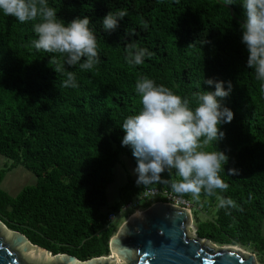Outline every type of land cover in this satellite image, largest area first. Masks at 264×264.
<instances>
[{"label":"trees","instance_id":"trees-1","mask_svg":"<svg viewBox=\"0 0 264 264\" xmlns=\"http://www.w3.org/2000/svg\"><path fill=\"white\" fill-rule=\"evenodd\" d=\"M242 2L48 0L66 24L90 17L100 63L89 71L68 67L58 53L37 51L31 46L37 38L35 22L20 23L0 12V158L12 163L0 170V220L55 255L70 254L81 261L109 256L119 226H109L110 214L146 189L168 187L138 186L129 176L119 200L108 206L107 189L122 157L136 168L131 148L122 146L121 128L141 109L136 81L148 76L188 98L193 108V93L215 90L204 79L224 81L226 90L230 81L232 91L221 104L234 112V119L221 126L225 137L216 145L229 157L220 173L229 187L199 196L206 201L204 209H215L212 220L202 222L195 205L193 215L199 238L219 247H239L264 264V90L255 70L246 68ZM118 10H126L127 16L106 33L102 18ZM130 39L154 55L130 66L123 47ZM65 71L75 73L78 87L62 86ZM206 150H214V142ZM18 167L37 183L14 197L1 186ZM230 168L238 175H228ZM172 175L176 178L174 170ZM163 178H169L167 172ZM180 196L194 198L190 193ZM219 196L232 198L239 208H220Z\"/></svg>","mask_w":264,"mask_h":264},{"label":"clouds","instance_id":"clouds-1","mask_svg":"<svg viewBox=\"0 0 264 264\" xmlns=\"http://www.w3.org/2000/svg\"><path fill=\"white\" fill-rule=\"evenodd\" d=\"M231 5L233 0H224V6ZM242 8L245 19L240 23V30L241 43L248 53L246 68L255 70L256 79L262 82L264 90V0H243ZM0 12L20 23L35 22L33 31L37 38L31 41V46L37 51L60 54L68 67L79 65L81 70L89 71L100 63L97 38L89 27L90 17H77L66 24L58 17L56 9L49 6L48 0H0ZM126 16V10L108 12L102 18L105 32H114ZM127 36H135V33H127ZM123 47L130 66L141 65L145 57L154 55L147 48L139 47L136 39H130ZM50 60L57 62L55 57ZM64 75L63 87H78L74 72L65 71ZM203 83L214 86L215 90L193 93L196 100L193 108L188 98L157 85L148 76L136 81L141 109L129 115L121 128L125 133L122 146L130 147L136 159L134 173L138 186L167 185L177 194L190 193L196 198L202 192L212 196L217 189L227 191L229 185L220 173L225 171L229 157L216 145L225 137L221 126L234 119V112L221 104L233 86L227 82L226 90L224 81L211 78L204 79ZM213 142L214 150H206ZM173 170L176 178H173ZM165 172L168 179L163 178ZM227 174L235 176L238 171L230 168ZM218 206L239 208L232 198L223 196L218 197Z\"/></svg>","mask_w":264,"mask_h":264},{"label":"water","instance_id":"water-1","mask_svg":"<svg viewBox=\"0 0 264 264\" xmlns=\"http://www.w3.org/2000/svg\"><path fill=\"white\" fill-rule=\"evenodd\" d=\"M190 210L157 203L130 216L111 238L110 255L81 261L53 254L0 220V264H260L238 247L217 249L199 238Z\"/></svg>","mask_w":264,"mask_h":264},{"label":"rangeland","instance_id":"rangeland-1","mask_svg":"<svg viewBox=\"0 0 264 264\" xmlns=\"http://www.w3.org/2000/svg\"><path fill=\"white\" fill-rule=\"evenodd\" d=\"M11 164L12 163L9 162L8 160H5L4 158H0V170L5 169L6 166L10 167ZM129 176H131L132 179L137 180V176L134 173V168L132 167L128 158L122 157V161L118 163V165L116 166V169H115L116 179L109 185V187L107 189L108 206H112L113 204H115L119 200L120 187L129 180ZM36 183H37V178L33 174L29 173L23 167H18L17 169L13 170L11 173H9L6 176V180L3 183V185L1 186V188L5 192H8V194H10L11 196L15 197L25 187L33 186ZM192 202L197 207V211L199 212V218H201L202 222H207V221L213 219L215 209L214 208H211L209 210L204 209L203 205L206 203V201H201L200 198L194 197ZM199 203H200V205L201 204H203V205L200 206ZM143 210H145V209L142 208L140 212H142ZM130 212L124 216L119 217V219L117 221V224L119 225L117 232H118L119 228L121 227V225L128 219L127 215L130 214ZM135 214L136 213H134L133 215H135ZM194 221H195V219H194ZM194 224L196 227L194 229H196V230L190 229L188 231V234L190 236H194L195 232L198 231V226H196V222H194ZM221 248H227V247L217 246V249H221ZM239 249L245 253L252 254L251 252L245 251L241 248H239Z\"/></svg>","mask_w":264,"mask_h":264},{"label":"built area","instance_id":"built-area-1","mask_svg":"<svg viewBox=\"0 0 264 264\" xmlns=\"http://www.w3.org/2000/svg\"><path fill=\"white\" fill-rule=\"evenodd\" d=\"M148 203L153 205L157 203H163L177 208L190 210L192 214L194 213L195 209L192 201H189L187 198H184L173 192L170 187L146 189L137 195L132 203L125 205L119 213L110 214L108 218L109 226L117 223L120 216H124L130 211L132 212L129 214L131 217L134 213H139L141 209L144 208V206Z\"/></svg>","mask_w":264,"mask_h":264}]
</instances>
